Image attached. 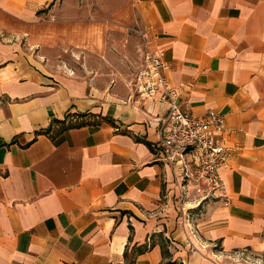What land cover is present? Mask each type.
I'll list each match as a JSON object with an SVG mask.
<instances>
[{
    "label": "crops",
    "instance_id": "crops-1",
    "mask_svg": "<svg viewBox=\"0 0 264 264\" xmlns=\"http://www.w3.org/2000/svg\"><path fill=\"white\" fill-rule=\"evenodd\" d=\"M146 43L183 110L224 115L222 196L158 149ZM168 259L264 264V0H0V264Z\"/></svg>",
    "mask_w": 264,
    "mask_h": 264
},
{
    "label": "built area",
    "instance_id": "built-area-1",
    "mask_svg": "<svg viewBox=\"0 0 264 264\" xmlns=\"http://www.w3.org/2000/svg\"><path fill=\"white\" fill-rule=\"evenodd\" d=\"M142 39L145 35L139 32ZM142 65L135 71L131 86L137 95L152 102L165 105V114L160 119V149L163 158L170 164L188 158L184 168V181L190 185L205 182L206 194L222 196L226 186L220 171L232 155L222 138L225 118L215 110H208L203 116H193L180 106V93L175 89L167 72L170 65L165 62L162 51L152 52L149 44H144ZM185 167V166H184Z\"/></svg>",
    "mask_w": 264,
    "mask_h": 264
},
{
    "label": "trees",
    "instance_id": "trees-1",
    "mask_svg": "<svg viewBox=\"0 0 264 264\" xmlns=\"http://www.w3.org/2000/svg\"><path fill=\"white\" fill-rule=\"evenodd\" d=\"M163 242H164V244H162V245L164 247H165V245L168 246V244H169V241L168 240H163ZM130 264H133V261ZM162 264H181V263H177L176 261H172V260L168 259L167 261H165Z\"/></svg>",
    "mask_w": 264,
    "mask_h": 264
},
{
    "label": "rangeland",
    "instance_id": "rangeland-1",
    "mask_svg": "<svg viewBox=\"0 0 264 264\" xmlns=\"http://www.w3.org/2000/svg\"><path fill=\"white\" fill-rule=\"evenodd\" d=\"M132 31L135 33L136 32V34H138V36H140L139 35V30H137V29H132ZM134 72V71H133Z\"/></svg>",
    "mask_w": 264,
    "mask_h": 264
}]
</instances>
